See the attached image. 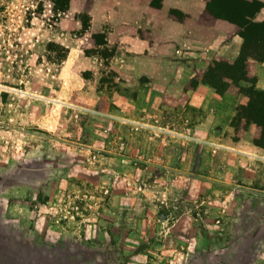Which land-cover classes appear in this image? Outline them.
<instances>
[{"label": "rangeland", "instance_id": "obj_1", "mask_svg": "<svg viewBox=\"0 0 264 264\" xmlns=\"http://www.w3.org/2000/svg\"><path fill=\"white\" fill-rule=\"evenodd\" d=\"M91 1L0 0L7 232L44 246L43 258L28 248L29 264H264L263 134L237 115L240 90L218 92L203 78L240 56L245 29L205 12L199 34L219 48L185 54L154 34L127 72L108 23L91 29ZM79 49L97 65L75 79L67 59ZM253 70L264 90V60Z\"/></svg>", "mask_w": 264, "mask_h": 264}, {"label": "crops", "instance_id": "obj_2", "mask_svg": "<svg viewBox=\"0 0 264 264\" xmlns=\"http://www.w3.org/2000/svg\"><path fill=\"white\" fill-rule=\"evenodd\" d=\"M183 1L181 5L177 6L176 0H161L160 3H153L152 0H92L88 8L90 27L93 28L92 30H97L94 28L99 26L102 29L98 30L104 31V25L108 23L107 25L112 29L108 33L115 35L117 43L113 56L114 62L127 72L134 70L139 60L152 51L154 47L152 36L154 34L173 38L179 44L178 50L185 54L201 56L205 53L204 49H209L208 45L219 48V46L216 47V41H208L207 44L205 37L199 34L201 28L204 27L200 22L204 10V0ZM166 6L182 10L185 12L184 17L168 16V13L165 12ZM142 29H146L147 33L141 34ZM110 41L108 39V43ZM223 50L227 52L226 49ZM81 51V49L78 53L73 51V57L71 56L70 60L67 59L69 68L71 66L68 69L69 76L75 79L81 71L93 70L97 65L95 58H91L93 56L87 54L80 56ZM3 190L7 194V188L5 187ZM5 199L0 197V264H29L27 251H30L28 249L30 247L35 248L34 250L38 251V255H42L43 258V245H28L27 240L22 242L23 235L7 232V215L3 216L7 211V200L5 201ZM21 221L26 222L27 220H19V222ZM28 222H34V225H31L38 227L39 222H43V220L35 218L29 219ZM42 258L38 260L41 262L39 264L44 263Z\"/></svg>", "mask_w": 264, "mask_h": 264}, {"label": "trees", "instance_id": "obj_3", "mask_svg": "<svg viewBox=\"0 0 264 264\" xmlns=\"http://www.w3.org/2000/svg\"><path fill=\"white\" fill-rule=\"evenodd\" d=\"M220 1L224 0H209L203 13H216V16H219L217 13H223L220 15L238 22L242 30L245 29L242 31L244 42L240 56L236 60L216 61L205 70L203 78L218 92L223 90L235 92L238 89L247 97V103L238 108L237 115L244 119L246 122L244 124L247 122L255 124L263 134L264 141V90L255 87L256 76L253 70L255 61L264 60V21L252 19L262 2L233 0L230 5L224 2L221 5ZM152 2L155 3V0ZM253 141L259 142L256 136L253 137Z\"/></svg>", "mask_w": 264, "mask_h": 264}, {"label": "bare ground", "instance_id": "obj_4", "mask_svg": "<svg viewBox=\"0 0 264 264\" xmlns=\"http://www.w3.org/2000/svg\"><path fill=\"white\" fill-rule=\"evenodd\" d=\"M73 55H74V54H73ZM71 56H72V52L70 53L68 60H70ZM72 57H73V56H72Z\"/></svg>", "mask_w": 264, "mask_h": 264}]
</instances>
